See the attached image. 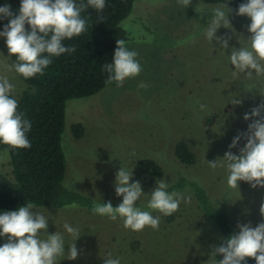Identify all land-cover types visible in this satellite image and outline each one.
Wrapping results in <instances>:
<instances>
[{"label":"rangeland","instance_id":"374dc122","mask_svg":"<svg viewBox=\"0 0 264 264\" xmlns=\"http://www.w3.org/2000/svg\"><path fill=\"white\" fill-rule=\"evenodd\" d=\"M220 4L192 0L182 9L177 0H134L132 9L119 26L126 32V45L138 53L142 66L139 76L128 79L122 87L107 86L98 93L68 99L64 106V125L60 145L65 157L62 186L86 198L87 203L69 202L59 207L35 205L48 218L49 235L59 232L65 239V255L59 264H104L108 254L120 264H215L213 246L220 245L218 228L202 215L189 186L178 192L191 197L183 201L171 216L147 208L150 194L164 179L173 186L180 178L204 188L214 207L224 211L232 234H238L237 223H250L255 228L264 222L260 206L264 188H252L241 181L239 190L227 185V171L212 169L207 162H218L229 151L234 137L244 133L252 120L246 113L264 102V80L234 77L229 62L231 49L247 46L251 20L229 13L228 28L220 27L217 36L228 38L229 48L209 42L204 32L212 18V10ZM5 38L0 37V75H6L15 86V96L28 90L21 75L4 65L15 63L8 57ZM143 82L147 88L139 87ZM237 93L242 103H228ZM199 102V103H198ZM200 104L206 105L201 110ZM83 127V135L75 139L71 128ZM185 142L195 155V163L183 165L174 157L176 142ZM246 144L242 137L238 155ZM152 159L162 169L161 178L149 177L137 169V162ZM9 157L0 148V170L11 178ZM133 169L130 183L139 181L146 194L137 202L142 210L160 217L158 230L146 227L134 232L123 221H111L93 214L94 203L122 202L115 193V178L120 167ZM18 210V209H17ZM6 210H0V214ZM68 223L79 229L76 241L79 255L68 259L72 237L63 228ZM46 238L45 236L41 237ZM7 242L0 237V246Z\"/></svg>","mask_w":264,"mask_h":264},{"label":"clouds","instance_id":"9594fccd","mask_svg":"<svg viewBox=\"0 0 264 264\" xmlns=\"http://www.w3.org/2000/svg\"><path fill=\"white\" fill-rule=\"evenodd\" d=\"M228 2L212 10V18L204 32L209 42L216 40L223 50L229 48L228 38L217 36V30L231 25L229 13L233 9L228 7ZM191 3L192 0H177L182 9ZM89 7L98 14L102 13L106 0H79V3L77 0H21L18 15L8 3L0 6V20L9 21L0 31V37L5 38L8 57L16 58L15 63L4 65L5 69L14 70L25 79L43 76L53 63V58L76 51L74 46H65L63 41L79 37L87 30V20L81 14ZM236 15L250 18L248 32L251 35L247 39V46L232 48L228 55L230 64L234 66L233 76L243 74L248 79L264 80V0H246L238 6ZM98 17L100 22H104L102 15ZM116 44L112 62L104 63L102 68L107 73L106 85L115 83L119 88L126 80L139 76L143 69L137 59L138 53L130 50L125 40L118 39ZM148 86L143 82L139 85L141 88ZM14 96L15 86L6 75H0V144L11 149H29L31 142L27 134L31 131V121L18 111V101ZM230 96L228 103L234 106L242 103L241 99L236 98L237 93ZM206 107L200 104L201 110ZM243 119L252 120L247 131L233 138L229 151L219 162L216 159L207 163L212 169H226L230 189L239 190L241 181L252 188H264V102L252 108ZM242 137L246 144L239 149L238 155L233 154L231 149L237 147ZM132 178L133 169L121 166L116 173L115 193L122 196V202L116 207L110 201L94 203L91 211L111 221L119 218L124 228L134 232H141L146 227L158 230L160 217L137 206V202L146 194L139 181L130 183ZM156 185L147 203L150 210L171 216L179 210L182 201L185 204L191 202L190 196L178 191L169 192V183L164 179L157 180ZM35 207L28 202L18 210L0 214V237L7 238V242L0 246V264H59L64 257L63 234L55 232L49 235V220L42 213L33 211ZM260 214L264 217V203L260 206ZM63 228L72 237V243L68 245V259L76 260L79 255L76 241L81 236L80 231L68 223L63 224ZM237 228L238 234H232L222 239L219 246H213L211 257H223L219 261L215 259V264H246V258L254 259L256 264H264V222L255 228L250 223H237ZM42 236L46 238L42 239ZM104 264H120V259L112 258L109 253Z\"/></svg>","mask_w":264,"mask_h":264},{"label":"trees","instance_id":"16d2710c","mask_svg":"<svg viewBox=\"0 0 264 264\" xmlns=\"http://www.w3.org/2000/svg\"><path fill=\"white\" fill-rule=\"evenodd\" d=\"M207 4H223L227 0H199ZM79 3V0H77ZM86 2V0H85ZM134 0H106L102 13L89 7L81 15L87 20V30L79 37L65 40V46H74L72 54H63L53 58V63L43 76L22 80L28 90L15 98L18 111L31 121V131L27 134L31 142L29 149H11L0 144L8 153L11 178L0 170V210L15 211L26 203L34 205L49 204L59 207L69 202L87 203L88 200L62 186L65 172V157L60 145L64 125V106L68 99L92 96L107 86V73L104 63H111L116 41H126V32L119 23L130 13ZM246 0H229L228 6L238 9ZM8 3L18 15L21 0H0V6ZM98 15L104 17L99 21ZM0 20V31L8 23ZM26 28H29L26 25ZM30 30V28H29ZM12 59L16 61L13 56ZM75 139L83 135V127L75 124L71 128ZM174 157L183 165L195 163V155L185 142L178 141L174 146ZM137 169L149 177L161 178L162 169L152 159L137 162ZM189 186L202 211V215L218 228L220 244L222 239L232 235V228L224 211L214 207L206 191L199 184L185 183L180 178L168 191L182 190ZM223 259V257H221ZM246 264H256L252 258H246Z\"/></svg>","mask_w":264,"mask_h":264}]
</instances>
